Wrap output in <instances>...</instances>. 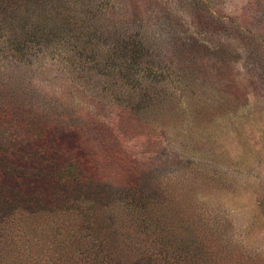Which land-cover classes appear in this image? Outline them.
Instances as JSON below:
<instances>
[{"label": "rangeland", "instance_id": "1", "mask_svg": "<svg viewBox=\"0 0 264 264\" xmlns=\"http://www.w3.org/2000/svg\"><path fill=\"white\" fill-rule=\"evenodd\" d=\"M3 89L0 264H264V0H0Z\"/></svg>", "mask_w": 264, "mask_h": 264}, {"label": "trees", "instance_id": "2", "mask_svg": "<svg viewBox=\"0 0 264 264\" xmlns=\"http://www.w3.org/2000/svg\"><path fill=\"white\" fill-rule=\"evenodd\" d=\"M17 18H18L17 12L16 13L14 12V14L12 15L10 14L9 15L10 23L16 21ZM25 24H26L25 20L21 21V23L15 24L16 31L19 34H17V36L11 40L12 45L17 44L19 46L18 49L21 52H24L25 48L28 49V46L30 45L40 47L41 45H48L49 43L53 42L56 39L53 31L54 27L50 26L47 22H45L44 25H39L38 23L31 22L30 30H25ZM22 33L25 34L23 38L22 36L21 37L19 36L22 35ZM120 52L122 51L119 49L118 52L112 50V55L114 54L117 56H121ZM138 52H140V49L137 51V55L135 56L137 66L141 64L140 59L138 58ZM121 57H124L123 54ZM4 92H5L4 89L2 90V92H0V109H2L1 108L2 105L7 103L6 99L9 96V94L5 95ZM11 106L13 105L11 104Z\"/></svg>", "mask_w": 264, "mask_h": 264}]
</instances>
